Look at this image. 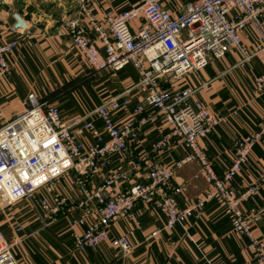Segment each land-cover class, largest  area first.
Here are the masks:
<instances>
[{
	"label": "built area",
	"instance_id": "1",
	"mask_svg": "<svg viewBox=\"0 0 264 264\" xmlns=\"http://www.w3.org/2000/svg\"><path fill=\"white\" fill-rule=\"evenodd\" d=\"M78 1V15L64 16L62 26L89 66L96 72H118L132 65L139 79L72 121L57 104L41 102L34 91L20 99L23 109L19 115L9 119L0 115V204L11 207L27 200L44 225H49L66 203L58 185L68 180L79 193L74 208L83 211L72 221L83 226L74 237L75 246L86 251L109 240L130 254L135 247L127 234L110 237V227L119 218L140 227L137 209L141 206L165 217L163 228L172 230L215 202L230 219L233 231L247 237L254 263L264 264V240L254 233L262 210L242 206L257 186L251 184L241 193L233 187L253 147L264 139V117L253 133L239 140L231 162L218 173L201 144L222 121L197 97L207 82L175 87L178 81L199 74L211 60L236 50L241 55L239 64L253 59L260 62L263 71L254 77V84L257 92L264 93V0H191L176 15L166 7L168 0H141L107 13L104 20L93 12L98 0ZM12 16L11 29L17 38L0 42V79L7 81L13 67L10 56L20 39L31 36L32 27L26 14L14 11ZM133 20L140 25L134 28ZM248 28L259 40L253 50L242 36ZM133 89L142 101H134ZM145 104L166 124L157 126L152 157L136 154L141 132L151 119ZM120 112L127 115L118 119ZM96 119L102 121V129ZM176 145L185 155L168 164L162 156ZM127 153L134 156L127 160ZM120 158L139 169L146 164L142 180L118 166ZM192 161L199 162L197 177L208 187L196 200L181 205L180 196L187 188L174 184L173 179L178 169ZM98 177L101 183L94 185ZM160 232L155 229L150 237ZM13 246L0 232V264H21Z\"/></svg>",
	"mask_w": 264,
	"mask_h": 264
},
{
	"label": "crops",
	"instance_id": "2",
	"mask_svg": "<svg viewBox=\"0 0 264 264\" xmlns=\"http://www.w3.org/2000/svg\"><path fill=\"white\" fill-rule=\"evenodd\" d=\"M140 1L98 0L93 12L104 20L107 13L121 11ZM190 1L168 0L166 7L176 15ZM21 2L22 7L18 8L17 0H0V42L17 38L11 29L14 11L26 14L32 21L31 36L20 39L19 47L10 56L13 63L10 81L0 79V115L8 119L19 115L23 109L20 99L34 91L41 102L57 104L66 119L72 121L137 83L139 74L132 65L118 72H96L74 46L71 34L62 26V19L78 15V0ZM138 25L139 20L132 21L134 28ZM242 36L250 50L256 48L259 40L252 28ZM240 58L238 51L230 50L223 58L211 60L199 74L175 83L178 88L207 82L197 97L222 121L201 144L218 173L231 162L239 140L253 133L264 117V93L257 92L254 84V77L263 68L258 59L239 64ZM130 95L134 101H142L137 89ZM145 106L146 116L151 119L141 132L136 154L144 152L152 157L157 126L166 124L162 118L154 117L153 108ZM126 115L120 112L116 118ZM95 123L102 129V121L96 119ZM85 140H90L89 135ZM184 155V149L176 145L162 160L169 164ZM132 156L127 153L125 158ZM125 158L119 159L118 166L129 169L135 180H142L146 164L139 169ZM199 169V162L192 161L176 171L174 184L187 188L180 196L181 205L196 200L208 187L203 178L197 177ZM100 183L99 177L93 182L94 185ZM251 184L257 186L256 192L245 199L242 206L244 210H262L254 233L264 240V139L253 147L242 173L233 181L238 193ZM58 186L66 203L57 219L46 226L27 200L11 207L0 204V232L14 243L13 250L21 264H255L247 237L233 231L230 219L215 202H209L200 214L172 230L163 228L165 217L140 206L137 209L140 227L127 218H119L110 227L111 238L121 234L130 237L135 247L132 253H122L109 240L101 242L97 248L81 251L75 246L74 237L83 226L72 224L73 217L83 212L74 208L79 193L68 180H61ZM155 229L161 232L150 237Z\"/></svg>",
	"mask_w": 264,
	"mask_h": 264
},
{
	"label": "rangeland",
	"instance_id": "3",
	"mask_svg": "<svg viewBox=\"0 0 264 264\" xmlns=\"http://www.w3.org/2000/svg\"><path fill=\"white\" fill-rule=\"evenodd\" d=\"M21 1H23V0H17V3H18L17 6H18V8H19V7H22V2H21ZM31 206H33V205H31ZM33 207H34V206H33Z\"/></svg>",
	"mask_w": 264,
	"mask_h": 264
}]
</instances>
